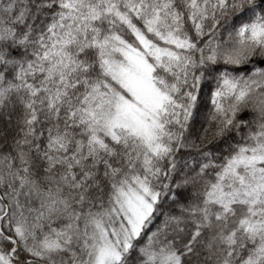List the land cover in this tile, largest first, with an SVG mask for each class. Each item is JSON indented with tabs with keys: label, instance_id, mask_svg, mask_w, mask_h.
Segmentation results:
<instances>
[{
	"label": "snow or ice",
	"instance_id": "obj_1",
	"mask_svg": "<svg viewBox=\"0 0 264 264\" xmlns=\"http://www.w3.org/2000/svg\"><path fill=\"white\" fill-rule=\"evenodd\" d=\"M0 264H264V0H0Z\"/></svg>",
	"mask_w": 264,
	"mask_h": 264
}]
</instances>
